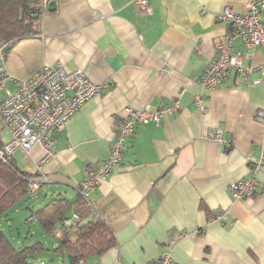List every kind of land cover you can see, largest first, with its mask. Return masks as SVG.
<instances>
[{
    "label": "crops",
    "instance_id": "1",
    "mask_svg": "<svg viewBox=\"0 0 264 264\" xmlns=\"http://www.w3.org/2000/svg\"><path fill=\"white\" fill-rule=\"evenodd\" d=\"M45 1L37 33L7 50V85L14 88L13 77L25 79L41 64L61 61L108 86L54 134V156L43 160L39 144L14 152L15 163L40 182L28 206L64 196L70 201L64 216L71 215L85 169L108 157L127 108L177 102L178 109L161 122L136 126L120 162L90 194L116 241L84 264H148L170 246L176 264H264V159L254 169L264 149V118L258 115L264 111V44L251 55L240 40L234 47L244 51V63L255 66L258 83L234 70L216 88L199 82L225 27L216 14L226 4L246 10L252 0H150L148 11L130 0ZM253 174L254 194L233 199L230 184ZM177 233L185 235L171 244ZM30 235L32 229L26 239ZM63 257L49 264H71ZM28 264L47 263L36 254Z\"/></svg>",
    "mask_w": 264,
    "mask_h": 264
},
{
    "label": "built area",
    "instance_id": "2",
    "mask_svg": "<svg viewBox=\"0 0 264 264\" xmlns=\"http://www.w3.org/2000/svg\"><path fill=\"white\" fill-rule=\"evenodd\" d=\"M134 7L141 11H148L150 0H130ZM263 0H252L246 10L237 11L230 4L216 14V19L224 22V30L215 37V55L202 72L199 82L204 88H216L226 82L230 72L236 71L237 75L249 83H258L261 78H253L255 69L253 64L243 62V55L252 54V50L264 44V19L262 17ZM240 40L245 52L235 50L236 41ZM8 40L0 39V129H7L10 133L9 140L0 146V158L10 160L14 152L23 148L30 151L36 144L44 150L43 160L54 156V134L62 130L70 117L91 97L102 92L108 86L107 82L99 83L92 80L88 74L77 67L68 70L61 61L56 64H41L29 77L25 79L13 77L15 87L10 88L7 80L12 78L7 64ZM196 101L201 104V96H196ZM178 109L177 102L162 108H153L147 104L140 108H127L126 116L118 123L110 153L98 167H87L82 180L77 186V193L91 208L93 215L99 213L89 199L90 194L110 174L123 154L125 140L132 135L140 123H159L165 113H174ZM264 118V111L258 112ZM221 130H218L220 136ZM262 155L254 165V169L263 162ZM40 168V165H38ZM44 180H48L47 177ZM40 182L30 181V191L33 193ZM256 188L255 174L250 177L233 181L229 192L233 199H246L251 197ZM218 215L214 219L221 218ZM33 218V215L29 217ZM84 218L78 211L64 216L62 222L67 226L80 223ZM184 233H177L172 239L174 244ZM84 264V258L79 259ZM117 264V263H113ZM148 264H176L172 247L162 250L156 259Z\"/></svg>",
    "mask_w": 264,
    "mask_h": 264
},
{
    "label": "trees",
    "instance_id": "3",
    "mask_svg": "<svg viewBox=\"0 0 264 264\" xmlns=\"http://www.w3.org/2000/svg\"><path fill=\"white\" fill-rule=\"evenodd\" d=\"M45 0H0V39L9 41L7 50L22 38L37 33L36 22L46 7ZM3 144L0 141V146ZM32 174L22 170L14 161L0 158V218L11 220L9 211L31 194ZM70 201L64 196L50 199L32 210L31 215L39 225L58 239L56 251L67 255L71 264H79L80 258L101 254L115 244V234L100 214L95 216L85 200L78 195L76 211L82 222L67 226L62 222ZM90 218V219H89ZM89 219V220H88ZM60 224V225H59ZM42 241L16 244L0 226V264H28L30 257L45 249Z\"/></svg>",
    "mask_w": 264,
    "mask_h": 264
},
{
    "label": "rangeland",
    "instance_id": "4",
    "mask_svg": "<svg viewBox=\"0 0 264 264\" xmlns=\"http://www.w3.org/2000/svg\"><path fill=\"white\" fill-rule=\"evenodd\" d=\"M2 135L9 140L10 133L7 129H3ZM32 193V192H31ZM34 195H29L27 198L21 199L12 210L9 211L12 220L10 224L4 220V217L0 218V226L4 229L9 238L16 244H31L35 241H42L45 244L46 249L39 251L38 255L42 256V259L49 263H62L66 257L55 250L54 237L49 233H46L36 219L30 220L29 216L31 211L37 208L36 205L29 207L28 202L34 200ZM32 208V210H30ZM32 229V235L26 239L28 230ZM21 237V243L18 238Z\"/></svg>",
    "mask_w": 264,
    "mask_h": 264
},
{
    "label": "water",
    "instance_id": "5",
    "mask_svg": "<svg viewBox=\"0 0 264 264\" xmlns=\"http://www.w3.org/2000/svg\"><path fill=\"white\" fill-rule=\"evenodd\" d=\"M53 3H54V1H50V2L48 3V8H49V9H53V8L51 7V5H52ZM89 219H90V218H89ZM89 219H88V220H89Z\"/></svg>",
    "mask_w": 264,
    "mask_h": 264
}]
</instances>
